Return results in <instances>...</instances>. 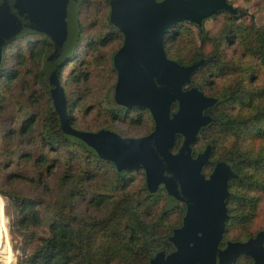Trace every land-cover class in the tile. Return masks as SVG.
<instances>
[{"label": "rangeland", "instance_id": "374dc122", "mask_svg": "<svg viewBox=\"0 0 264 264\" xmlns=\"http://www.w3.org/2000/svg\"><path fill=\"white\" fill-rule=\"evenodd\" d=\"M55 1L61 9H70L73 3H79L77 18L81 28L80 41L74 60L62 70L66 91L71 99L76 100L74 108L76 127L91 131L107 128L131 137L149 133L153 129V121L147 110L126 112L113 100L116 74L112 70V56L120 47L122 39L105 40L101 44V40L106 38L109 31L106 21L109 13L108 0ZM229 1L242 10L240 16L235 18L226 12H220L205 20L203 24V31L213 39L216 35H220L224 25H234L239 28L238 32L233 31L227 35L234 38L229 39L224 33L222 34L219 51L226 59L227 71L223 74L214 67H205L197 74L198 77L203 73L202 81L205 82L204 86L208 94L236 82L240 77L236 71L240 63L253 65V68L242 70L245 79L244 88L254 89L263 81L262 71L254 64L252 55L247 53L243 55L242 44L248 39V31L253 24L264 25V0ZM33 2L34 0H29V9H44L42 6H37L38 3L34 5ZM40 4L42 5V2ZM74 17L76 23V15ZM179 27L178 35L166 41L168 51L174 48V44L179 48L182 44L183 51L188 48L194 50L200 46L205 55L212 51L213 43L209 41L203 45L195 25L181 22ZM38 38V36H24L12 42L6 50L7 61L2 67L8 72V76H0V197L3 203L0 230L8 233V243L5 248L10 262L6 264H19L23 252L31 251L36 244V238L46 231L44 221L47 217L43 221L42 213L45 214L48 204L57 201L66 203V193L69 189L83 190L85 193L76 194L72 200L77 214L101 217L107 209L95 208L89 201L91 195L111 193L118 197L126 193L136 194L140 199V196H143L141 191L143 180L150 192L164 193L167 206L176 204L183 206L186 217L176 231L170 234L169 240L163 241L159 250L168 249L162 250L164 256L154 255L147 264H211L214 257L212 237L216 233V223L220 218L219 202L223 195L220 187L201 185L190 175L163 174L154 166L153 161L152 163L149 161L143 168L140 167L144 170V174L141 172L129 174L132 179L122 188V183L114 179V169L107 163L94 157L88 158L81 149L58 146L55 150H50L48 146L41 144L39 119L48 105V91L36 80L40 66L30 58L28 48L31 41ZM228 41L230 42L227 44ZM20 51V55L12 56ZM70 69L73 70L70 72ZM73 74L79 75L80 80H72ZM211 81L214 85L208 90L206 83ZM260 100H264V96ZM247 103V100L229 101L220 108L228 113L247 114L250 110ZM31 114L37 117L33 130L20 132L18 128L21 121ZM260 127L261 124L257 127L251 126L240 138L223 133L218 127H211L202 131L193 145L195 155L207 142H216L211 161L225 157L236 147L253 158L261 157L258 164L250 165L245 170L247 175L253 176L251 181L255 180L256 183L252 184L249 190L253 197H257L256 206L250 208L252 216L246 218L244 223H239L247 210L242 214L239 211L238 215L233 213L235 216L226 229L224 240L244 238L259 229H264V135L260 136L257 132ZM41 153L47 154L50 159L36 164ZM136 167L126 164L121 169L115 166V169L124 173ZM208 171L210 168L206 167L204 173ZM232 185L233 189L242 193L247 187L237 181H233ZM13 193L32 198L36 202L38 215L41 218L39 225L29 224L28 229L21 228L20 216L10 197ZM162 205V200L143 202L140 208L142 219L153 222L161 213ZM234 205H236L235 201ZM177 220V213L172 212L165 217L164 223L172 225ZM162 227L164 225H161ZM33 232L35 239L31 240ZM249 263V259L242 257L237 264Z\"/></svg>", "mask_w": 264, "mask_h": 264}, {"label": "water", "instance_id": "95a60500", "mask_svg": "<svg viewBox=\"0 0 264 264\" xmlns=\"http://www.w3.org/2000/svg\"><path fill=\"white\" fill-rule=\"evenodd\" d=\"M28 2L0 0V65L3 47L9 41L27 33L48 37L54 50L45 58L42 68L64 134L119 169L126 164L143 168L153 161L163 174L190 175L201 185L220 187L223 195L212 237L211 264H234L242 255L250 257L253 264H264V230L245 241H227L219 247L228 218L225 204L230 195L228 181L236 174L228 162L220 161L205 177L202 168L209 162L211 146L196 155L192 148L200 130L214 121L212 108L219 98L207 96L191 85V76L204 64L203 59L181 65L167 56L163 44L169 29L177 23L188 22L202 31L204 21L217 13L226 12L236 18L242 10L229 0H108V20L122 35V43L112 56L116 71L113 100L127 109H145L153 120L150 133L123 137L109 129H76L68 121L66 96L56 67L66 61L73 45L76 4L61 9L55 0H34V5L38 3L44 9H29ZM178 135L182 140L173 151ZM155 256H164V252L158 251Z\"/></svg>", "mask_w": 264, "mask_h": 264}, {"label": "trees", "instance_id": "16d2710c", "mask_svg": "<svg viewBox=\"0 0 264 264\" xmlns=\"http://www.w3.org/2000/svg\"><path fill=\"white\" fill-rule=\"evenodd\" d=\"M76 7L77 27L73 45L66 58V61L56 67V75L65 92L68 121L71 126L76 129H80L75 125L74 108L76 105V100L70 98L62 80V70L74 60L77 45L81 37V28L77 18L79 3L77 2ZM219 13H217V15ZM106 21L109 31L106 35V38L101 40V44H103L105 40L113 41L115 39H122L121 33L110 24L108 18H106ZM179 26L180 23L172 26L164 37L163 44L167 56L181 65H189L193 62L203 59L204 64L200 65V67L197 68L191 76V85L199 87L201 91H203V93L207 96L220 98V100L212 108V117L214 121L200 130L196 136L195 142L197 141L198 135L202 131L211 127H218L221 132L229 133L236 136V138H240L243 136L246 130L251 128V126L257 127L261 124V127L260 129H257V132L260 136H263L264 100H260V98L264 96V25L253 24L249 28V31L247 30L248 39L242 44V48L244 50L242 51L243 55L245 56V53L252 55L254 61L256 62H254V64L262 71V83L254 89H251L252 87H248V89L244 88L243 86H245V79L242 75V70H246L248 67L253 68V65L251 63H246L243 65L240 63L237 66L238 69L236 70L240 76L239 79L236 82H233L230 85L222 86L218 88L217 91L210 92L209 94L205 90V82L202 81L203 73L198 77L197 74L205 67H214L218 72L223 74L227 71V66L225 64L226 59L219 51L222 34L224 33L226 38H234V36L228 37L227 35L233 31L238 32L239 28L234 25H224L220 31V35H216L214 39L212 37H208L206 31H199L198 29V34L203 45L209 41L213 43L212 51L205 55L201 46L194 50L188 48L183 51L182 44L180 48L177 44H174V48L169 49L170 51H168L166 47V41L167 39H174V37L178 35V32H180ZM24 36L39 37L35 41H31L28 47L29 55L30 58L34 59L37 65L40 66L36 73L37 82L43 85L48 91V105L39 119V125L41 126V144L46 147L48 146L50 150H55L58 146L81 149L84 153H86L88 158L94 157L104 163H107L114 169V179L122 183V188L126 187L129 180L132 179L129 174L137 172L144 174V170L140 167L120 173L116 171L115 165L111 161L97 156L87 146L74 142L64 134L61 127L59 114L56 111L53 103L50 85L42 68L45 58L49 56L54 50V44L48 37L39 33H27L6 43L2 51L0 76H8V72L2 68L3 64L7 61V48L12 42ZM229 42L230 41H228L227 44ZM20 54L21 51L12 54V56H18ZM72 70L73 69H70V72ZM112 70L116 74L113 65ZM72 78V80H80L79 75L73 74ZM250 83L251 82L249 81L248 84ZM206 85L208 90H210L214 84L211 81L206 83ZM214 92H216L215 95H213ZM236 100H247V106L250 107V110L247 114L228 113L225 109L220 108V106L224 105L225 103ZM119 108L126 112L139 110V108L126 109L122 106H119ZM173 108H175V106H173ZM36 119L37 117H35L34 114L24 117L19 125L18 130L20 132L33 130ZM118 134L121 135L120 133ZM181 140V136L178 135L173 147V151L177 150ZM207 145L211 146L209 161L215 163L220 161L228 162L232 166L233 172L236 174V176L231 178L229 181L228 190L230 195L225 201L228 218L225 221V228L219 242V247H223L227 241H245L250 236H254L257 232L264 230L259 229L255 233H251L249 236L244 238L224 240L226 229L233 216H235L233 213L238 215L239 211H241L242 214L247 210V212L242 215L243 219L238 221L239 223H244L246 218L252 216V210L250 208L256 206L257 197H253V195L249 193V190L251 189L252 184L256 183L255 180L251 181L253 176L250 174L247 175L245 170L250 165L258 164L261 157L253 158L246 152L242 151V149L236 147L225 157L211 161L212 153L216 147V142H207L204 148L199 152H202ZM49 159L50 156L41 153L36 160V164H40V162L44 160L49 161ZM206 167H209L211 170V164L208 162L202 168V172H204ZM209 172L210 171H208V173ZM233 181H237L239 184H245L247 186L243 193L239 192L237 189H233ZM141 191L143 196H140V199L136 194L126 193H122L118 197L113 196L111 193H96L91 195L89 197V201L95 208L104 207L107 209L103 216L94 217L80 216L76 213L72 205V200L76 194L78 195L85 193H83V190L76 191L74 189H69L66 193V203L57 201L53 204L47 205L45 214L42 213V220L47 217L46 221L43 220L46 224V231L36 238V244L32 247L31 251L23 252V258L19 264H147L151 257L160 251L159 249L163 241L169 240L172 231L180 226L179 224L182 222L184 209L179 204L167 206L164 193L162 191L157 193L150 192L147 189L144 180ZM10 197L16 205L18 215L20 216V225L23 230L28 229L29 224L37 226L41 223V218L39 217L38 209L36 208V202L32 198L18 195L16 193L10 194ZM150 200H155L156 202L162 200L163 205L161 208V213H159L158 217L153 222H146L142 219L140 208L143 202H150ZM234 201L236 202V205H234ZM172 212L177 213V222L172 225H165V217ZM161 225H164V227L161 228ZM33 239H35L34 232L32 233L31 237V240ZM242 257L249 259V264H253L252 259L245 255L240 256L234 264H237Z\"/></svg>", "mask_w": 264, "mask_h": 264}, {"label": "bare ground", "instance_id": "6f19581e", "mask_svg": "<svg viewBox=\"0 0 264 264\" xmlns=\"http://www.w3.org/2000/svg\"><path fill=\"white\" fill-rule=\"evenodd\" d=\"M2 204H3L2 199L0 197V224L2 223V217H3L2 216ZM7 234L8 233H6L4 230H0V263L2 264H6L10 260L9 259L10 257L6 253L7 249L5 248L8 243Z\"/></svg>", "mask_w": 264, "mask_h": 264}, {"label": "flooded vegetation", "instance_id": "af4514ba", "mask_svg": "<svg viewBox=\"0 0 264 264\" xmlns=\"http://www.w3.org/2000/svg\"><path fill=\"white\" fill-rule=\"evenodd\" d=\"M219 98V97H218ZM219 100H220V98H219ZM127 109V108H126ZM139 109H141V108H139ZM209 164H211V170H210V172L207 174V173H204L203 172V174L205 175V177H208V175L211 173V171L213 170V167H214V165H215V162H210L209 161ZM231 168H232V166H231ZM233 170V169H232ZM230 181V180H229ZM229 181H228V185H229ZM182 208L184 209V207L182 206ZM184 214H183V216H182V219H183V217H184V215H185V209H184V212H183ZM182 223V222H181ZM172 234H173V231H172ZM162 250H168V249H162Z\"/></svg>", "mask_w": 264, "mask_h": 264}]
</instances>
